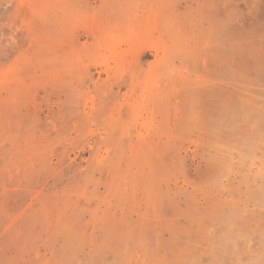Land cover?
<instances>
[{"label": "rangeland", "instance_id": "374dc122", "mask_svg": "<svg viewBox=\"0 0 264 264\" xmlns=\"http://www.w3.org/2000/svg\"><path fill=\"white\" fill-rule=\"evenodd\" d=\"M0 264H264V0H0Z\"/></svg>", "mask_w": 264, "mask_h": 264}]
</instances>
